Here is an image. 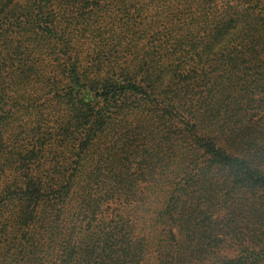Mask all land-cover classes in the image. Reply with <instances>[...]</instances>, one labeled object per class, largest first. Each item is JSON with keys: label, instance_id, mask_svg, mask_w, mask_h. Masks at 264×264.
I'll return each instance as SVG.
<instances>
[{"label": "trees", "instance_id": "1", "mask_svg": "<svg viewBox=\"0 0 264 264\" xmlns=\"http://www.w3.org/2000/svg\"><path fill=\"white\" fill-rule=\"evenodd\" d=\"M217 1L0 0V46L16 44L11 64L0 62V150L14 162L0 172V264L24 256L26 246L30 264H149L154 241L175 243L174 223L191 227L188 207L196 227L183 239L200 249L217 235L216 209L246 187L264 189V156L223 145L243 135L227 126L239 114L226 112L231 101L218 108L213 78L201 68L233 30L250 46L243 58L231 52L229 62L252 68L262 61L264 0ZM126 3V13L142 20L136 31L99 26V16ZM178 6L193 11L165 25ZM93 16L90 30L79 26ZM179 52L196 65L187 67L181 55L164 62ZM32 58L47 63L7 77ZM53 119L61 150L43 178L31 164L54 134ZM116 150L124 162L112 157ZM38 223L41 235L31 230ZM261 256L264 248L202 263Z\"/></svg>", "mask_w": 264, "mask_h": 264}, {"label": "rangeland", "instance_id": "2", "mask_svg": "<svg viewBox=\"0 0 264 264\" xmlns=\"http://www.w3.org/2000/svg\"><path fill=\"white\" fill-rule=\"evenodd\" d=\"M218 2H221L223 4L222 6L229 4V0H218L214 4H218ZM126 4L115 5L107 14L105 13L99 16V26L110 27L114 24L115 27L125 28L127 31L130 30V32L136 31L142 20L137 12L133 13L131 11L127 14L125 8L129 6V3ZM180 7L178 6L173 9L165 25L168 23L175 24L179 20L191 15L190 12L193 9L189 12L188 10H180ZM95 18L96 16L86 17L82 19L79 26L85 30H90L95 24ZM240 36L235 35L233 30L230 34L228 44L226 43L221 46L216 53L210 55L209 59L201 64V68L205 69L210 77L213 78L211 85L214 88V92L220 95L218 108L231 101L226 112L231 110L233 113L239 114V118L235 119L232 123H228L227 126L234 127L238 133L243 132V135H236L230 138V140H227L223 145L231 152H237L241 149L251 150L252 152L257 150L264 156V51L258 54L262 58V61L258 65L250 68L243 64L244 61H241L240 65L235 67L229 62V54L231 52H237L239 54L237 58H243V52L250 46L245 40L246 37L243 35ZM15 48V43L9 46H0V62L6 60L8 64H11V58ZM180 55V60L187 62L188 65L190 64L187 67L196 65V62L185 57L183 52L165 56L164 62H168V58L171 60L170 63L175 61L179 62L178 58ZM38 59L42 63H47V60ZM84 61L87 63L90 62V59L86 58ZM40 62L32 58L31 61L28 60L24 64L25 66L16 65L14 67L16 70H12L11 67L9 70L11 75L7 77L11 78L17 76V74L20 75L21 70H28L32 64H39ZM235 101L239 103L235 108H232V103ZM198 109L202 113L206 110V108ZM223 109L219 113L222 116L226 113L223 114ZM206 116L210 115L207 114ZM51 125L54 129V134L45 143L40 157L31 164L32 173L43 178L51 171L54 154L61 150V139L58 132L59 124L53 119ZM16 129L18 130V128ZM231 141L234 142L232 143ZM130 151L131 149L127 150L128 153ZM9 157L10 155L7 153L6 148L0 150V172H2L1 168L3 167L1 165H4L6 170H11L14 162L13 160H7ZM112 157H114L117 163L124 162V156L117 150L114 151ZM216 180L222 181V179L218 178ZM195 197L198 198L199 194H195ZM198 202L199 199H196L192 201V205L197 206ZM191 210L192 207H188L187 212L192 217L189 216L187 221L191 227L186 228L187 224L183 221L179 225L177 224L179 221L174 223L173 232L177 233L175 243L169 242L168 247H161V240L154 241L149 253L151 257L149 264H164L165 262H170L169 264H203L202 262L205 259L213 255L218 256L219 260H223L224 258L228 260L239 259L240 256H244L246 251L264 248V189H256V191H253L246 187L238 194L237 198L225 205V208L216 209L212 216V226L216 230L217 235L213 237L214 241L211 238H207L202 242L203 246L200 249L196 240L185 241L183 239V233H185L186 229H194L196 227L194 224V216H197V213H192ZM198 216L203 217L201 214ZM199 220L197 219L196 223ZM92 222L96 224L97 219ZM205 226H208V221H205ZM31 230H35V233L39 235L43 231L39 223L36 225V228ZM46 238L47 236L44 237L43 241ZM36 240H40V238H36ZM166 241L163 240V242ZM31 250V247L26 246V251L23 253L24 256L20 254L14 258L11 264H30ZM254 259H256L255 264H264V256ZM254 259L249 258L248 262L244 264H254L252 263Z\"/></svg>", "mask_w": 264, "mask_h": 264}]
</instances>
